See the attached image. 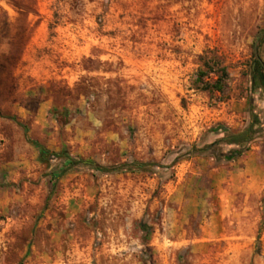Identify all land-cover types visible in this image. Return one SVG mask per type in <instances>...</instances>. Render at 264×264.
<instances>
[{"label": "rangeland", "instance_id": "1", "mask_svg": "<svg viewBox=\"0 0 264 264\" xmlns=\"http://www.w3.org/2000/svg\"><path fill=\"white\" fill-rule=\"evenodd\" d=\"M263 32L264 0H0V264H264Z\"/></svg>", "mask_w": 264, "mask_h": 264}, {"label": "trees", "instance_id": "2", "mask_svg": "<svg viewBox=\"0 0 264 264\" xmlns=\"http://www.w3.org/2000/svg\"><path fill=\"white\" fill-rule=\"evenodd\" d=\"M213 70H215V73H216V76H214V79L211 81H203L202 83H200V88L203 90L216 91V92L221 93V91L223 90L224 81L227 78V73H226L225 68L223 66H219V67L215 66L214 69H213V67L210 66L208 68V70L206 71V74L211 73ZM250 81H251V84L253 86H255V84H256V89L261 90V92L263 94L262 101H264V71H263L262 66L258 62H255L253 67H252V75L250 77ZM255 81H256V83H255ZM253 88H255V87H253ZM251 126L252 125H249L248 128H246L242 132L238 133L236 136L229 135L230 138L228 137V140L230 142H236V141L239 143L246 142L249 139V137L247 135L250 134ZM23 129H24L23 131L25 134V128H23ZM235 138H237V139L235 140ZM26 140L32 146L37 148V160L39 162L49 163L50 161L61 160L62 166L60 168V172L55 177H58L66 169H69L78 163H82V160H80L79 158H73V157L69 156L64 150H60L58 152L51 151V150H48V149L40 146L38 144V142H36L34 140H31L27 137H26ZM240 153H241V151L235 150L234 152H232L231 155L237 156ZM134 166L136 169H138L140 167V164H136ZM92 167L98 171H113V170H115V168H103V167L95 165V164H92ZM120 170H122V169L120 168Z\"/></svg>", "mask_w": 264, "mask_h": 264}, {"label": "water", "instance_id": "3", "mask_svg": "<svg viewBox=\"0 0 264 264\" xmlns=\"http://www.w3.org/2000/svg\"><path fill=\"white\" fill-rule=\"evenodd\" d=\"M261 37H264V32L262 34H260L253 42V45H252L253 62L251 64V67H253L255 62H258L262 66L263 71H264V66L262 65V63H261V61H260V59L258 57V54H257V45H258V42H259Z\"/></svg>", "mask_w": 264, "mask_h": 264}, {"label": "crops", "instance_id": "4", "mask_svg": "<svg viewBox=\"0 0 264 264\" xmlns=\"http://www.w3.org/2000/svg\"><path fill=\"white\" fill-rule=\"evenodd\" d=\"M260 103H261L262 109L264 110V101H261Z\"/></svg>", "mask_w": 264, "mask_h": 264}]
</instances>
